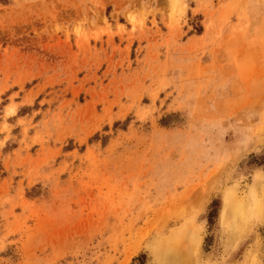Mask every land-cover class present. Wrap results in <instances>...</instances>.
<instances>
[{
    "label": "rangeland",
    "instance_id": "1",
    "mask_svg": "<svg viewBox=\"0 0 264 264\" xmlns=\"http://www.w3.org/2000/svg\"><path fill=\"white\" fill-rule=\"evenodd\" d=\"M262 156L264 0H0V264H264Z\"/></svg>",
    "mask_w": 264,
    "mask_h": 264
},
{
    "label": "trees",
    "instance_id": "2",
    "mask_svg": "<svg viewBox=\"0 0 264 264\" xmlns=\"http://www.w3.org/2000/svg\"><path fill=\"white\" fill-rule=\"evenodd\" d=\"M252 162L258 166L264 165V156L260 157V158H256V157H252ZM216 204L215 202H213L212 207H214ZM215 211H212L210 213V217L214 215ZM142 258V257H141Z\"/></svg>",
    "mask_w": 264,
    "mask_h": 264
},
{
    "label": "bare ground",
    "instance_id": "3",
    "mask_svg": "<svg viewBox=\"0 0 264 264\" xmlns=\"http://www.w3.org/2000/svg\"><path fill=\"white\" fill-rule=\"evenodd\" d=\"M241 211V210H240ZM181 236V235H180ZM176 241V240H175ZM169 257H182V254L180 253V251H176L175 253H172L171 255H169ZM177 259V258H176ZM179 261V260H177ZM170 264H179L175 261H171ZM181 264V263H180Z\"/></svg>",
    "mask_w": 264,
    "mask_h": 264
}]
</instances>
